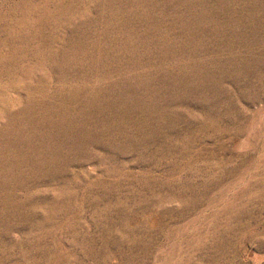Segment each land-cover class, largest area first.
<instances>
[{
    "label": "rangeland",
    "instance_id": "rangeland-1",
    "mask_svg": "<svg viewBox=\"0 0 264 264\" xmlns=\"http://www.w3.org/2000/svg\"><path fill=\"white\" fill-rule=\"evenodd\" d=\"M0 264H264V0H0Z\"/></svg>",
    "mask_w": 264,
    "mask_h": 264
}]
</instances>
